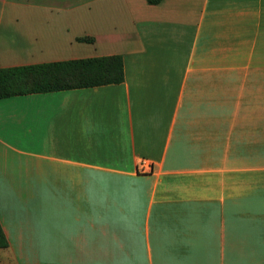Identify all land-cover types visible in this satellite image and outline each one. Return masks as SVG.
I'll list each match as a JSON object with an SVG mask.
<instances>
[{
  "label": "crops",
  "instance_id": "obj_1",
  "mask_svg": "<svg viewBox=\"0 0 264 264\" xmlns=\"http://www.w3.org/2000/svg\"><path fill=\"white\" fill-rule=\"evenodd\" d=\"M108 56L0 99V264H264V0H0V69Z\"/></svg>",
  "mask_w": 264,
  "mask_h": 264
},
{
  "label": "trees",
  "instance_id": "obj_2",
  "mask_svg": "<svg viewBox=\"0 0 264 264\" xmlns=\"http://www.w3.org/2000/svg\"><path fill=\"white\" fill-rule=\"evenodd\" d=\"M159 5L163 0H147ZM94 42L92 38L80 39ZM125 81L121 56L88 58L0 69V99L121 84ZM9 240L0 223V249Z\"/></svg>",
  "mask_w": 264,
  "mask_h": 264
},
{
  "label": "built area",
  "instance_id": "obj_3",
  "mask_svg": "<svg viewBox=\"0 0 264 264\" xmlns=\"http://www.w3.org/2000/svg\"><path fill=\"white\" fill-rule=\"evenodd\" d=\"M150 168H151V164L147 160H142L138 166V169L141 172H146L147 169H150Z\"/></svg>",
  "mask_w": 264,
  "mask_h": 264
}]
</instances>
